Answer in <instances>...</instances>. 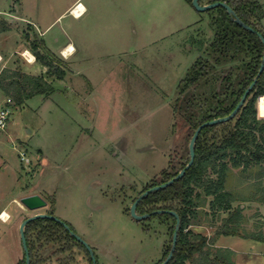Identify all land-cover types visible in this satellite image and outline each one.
<instances>
[{"label":"rangeland","instance_id":"obj_1","mask_svg":"<svg viewBox=\"0 0 264 264\" xmlns=\"http://www.w3.org/2000/svg\"><path fill=\"white\" fill-rule=\"evenodd\" d=\"M78 1L87 13L76 17ZM258 1L264 9V0ZM210 11L198 12L186 0H0V23L7 28L0 32V71H47L40 61L28 66L19 54L30 45L29 36L44 45L41 53L56 57L54 67L65 66L62 79L45 73L48 93L10 104L15 107L0 130V143L12 155L8 165L16 171L12 177L5 169L9 192L3 195L9 199L16 184L32 181L50 204L36 210L10 204L11 218L3 217L4 227L0 221V264H18L22 258L18 227L23 218L49 211L88 242L96 264L159 263L172 220H136L129 208L169 161L177 169L189 159L191 130L174 108L180 82L197 59L208 55L214 37ZM68 41L75 46L69 57L62 47ZM236 62L215 64L216 74ZM209 78L189 85L185 94L195 93L198 103L211 97L217 83L215 74ZM263 96L256 108L264 107ZM21 150L27 160H20ZM241 168L230 167L227 176L226 189L235 196L231 208L214 211L209 196L205 204L198 202L189 229L208 240L215 236L211 251L229 256L233 264H264V242L244 241L250 238L245 232L264 235V201L256 192L260 179L258 171ZM253 193L256 197L244 200ZM238 205V235L216 237ZM63 234H53L58 239L41 247L36 241L39 263L90 264L86 252ZM250 246L253 253H244ZM199 257L195 253L194 261Z\"/></svg>","mask_w":264,"mask_h":264},{"label":"trees","instance_id":"obj_2","mask_svg":"<svg viewBox=\"0 0 264 264\" xmlns=\"http://www.w3.org/2000/svg\"><path fill=\"white\" fill-rule=\"evenodd\" d=\"M186 1L192 6L191 0ZM215 1H225L240 19L264 36L261 26L264 9L258 0H199V3L207 4ZM212 9L214 11H210ZM212 9L206 10L212 12L210 26L214 31L213 40L209 44V51H206L208 55L197 59L190 67L186 77L180 82L178 86L179 97L174 108L175 114L181 115L189 126L191 136L200 123L225 116L233 110L244 90L256 75L264 49L257 33L234 22L225 8L217 6ZM0 24H2L0 25V32L7 29L3 22ZM29 47L36 60L47 67L46 72L48 74L55 73L57 78H63L65 66H53L52 61H55L56 57L49 58L47 54L41 53L40 49H44V45L38 38L31 39ZM44 52L46 53L45 50ZM234 61H237L236 64L228 65L224 74L221 76L216 74L218 69L215 68V64H227ZM213 74H215L217 89L211 97H205L203 102L198 103L197 97L194 96L195 93L185 94L184 91L189 85L195 86L202 80L203 82L209 81V77ZM50 89V84L42 75H29L8 69L0 71V93L2 96L5 95L11 99V102L8 103L9 107L10 104L20 105L24 99L34 93H48L47 91ZM263 95L264 69L250 90L244 104L233 118L202 128L195 142L194 161L184 175L170 185L150 192L138 202L136 211L140 214L156 209H169L176 211L180 217L176 247L167 264H186L188 260L192 264H233L229 256L222 252L213 253L211 251L209 246L215 243V236L208 240L206 236L192 232L189 226L193 223V218L197 216L198 202L203 201L205 204L206 198L209 196L212 197L209 201L210 208L215 209L214 211L231 208L235 196L232 191L226 189L230 167L237 168L242 165L241 169L244 172L250 171L249 169L258 171V180L260 179L258 189L260 191L256 192H260L258 199L264 201V107L261 106L257 109L255 104L257 98ZM187 161L188 158L181 162L177 169L173 165V161H169V166L162 169L148 185L143 187L138 195L144 190L175 176ZM255 195L253 193L244 197V200L252 199L256 197ZM50 201L52 204L53 198ZM49 214L52 212L49 211ZM152 216L164 217L173 222L169 242L164 245L163 258L159 261L160 263L171 247L175 218L169 213H156ZM240 217V205H238L226 222L216 229V237L220 234L238 235V227L236 226ZM230 222L233 224L229 226ZM24 231L30 264H40L39 256L35 253V250L38 249L35 248L36 241L41 242L39 243L41 247L43 242L48 243L58 239L57 236L53 237V234H62V232L86 252L90 264H92L89 252L84 245L71 236L59 222L47 218L35 219L26 224ZM34 234L36 237L33 236ZM244 237L264 242V235L262 234L245 232ZM62 248L67 249V247ZM197 252L200 257L196 262L194 261V254ZM24 263L25 254L23 251V256L18 264Z\"/></svg>","mask_w":264,"mask_h":264},{"label":"water","instance_id":"obj_3","mask_svg":"<svg viewBox=\"0 0 264 264\" xmlns=\"http://www.w3.org/2000/svg\"><path fill=\"white\" fill-rule=\"evenodd\" d=\"M192 6L194 7L195 10L197 11H206L208 9H212L214 7L217 6H221L223 8L226 9L227 13L230 15V17L232 18V20L236 23H238L240 26L257 33V35L259 36L261 42L263 43V47H264V36L262 33L258 32L257 30H255L253 27H251L249 24H247L246 22H244L242 19H240L235 11L231 8L230 5H228L225 1H215V2H211V3H207V4H201L199 3V0H191ZM264 69V49H263V53H262V57H261V61L257 70L256 75L254 76L253 80L251 81V83L246 87V89L244 90L241 98L239 99L238 103L235 105V107L233 108V110L228 113L225 116H221V117H217V118H213L211 120H207L204 121L202 123H200L194 130L189 143H188V154H189V159L187 161V163L185 164V166L178 171V173L173 176L172 178H170L169 180L162 182L160 184L154 185L146 190H144L142 193H140L135 199L134 201L131 203V206L129 208V213L130 215L136 219H144L147 218L149 216H151L152 214H156V213H169L171 215L174 216L175 218V225H174V231L172 234V243H171V247L169 249L168 254L166 255V257L162 260V262H160L159 264H167L169 262V260L172 258L175 247H176V243H177V233L180 227V217L178 215V213L174 210H169V209H156L153 210L152 212H146V213H138L136 211L137 208V204L138 202L147 194H149L150 192L154 191V190H158L161 189L163 187H166L168 185H170L171 183H173L174 181L178 180L179 178H181L184 173L186 172L187 169H189V167L192 165L194 158H195V142L196 139L200 133V131L202 130V128L208 126V125H214L217 123H221V122H225L230 120L231 118H233L235 116V114L239 111V109L242 107V105L244 104L250 90L253 88V86L255 85L257 79L259 78V76L261 75L262 71ZM20 204L22 206H24L26 209L28 210H36L39 208H43L47 205V201L39 194L37 193H33V194H28L25 196H22L20 199ZM39 218H47V219H52L56 222H59L63 225V227L69 232V234L71 236H73L79 243L83 244L84 247L87 249V251L89 252V255L91 257L92 260V264H96V258L94 256V252L92 247L88 244V242H86L81 236L77 235L76 233H74L71 228L68 226L67 223L63 222L62 220L58 219L56 216L46 213V212H41V213H35L33 215L27 216L26 218H24L18 228L19 231V236H20V241L22 244V248L25 254V263L24 264H30V255H29V250H28V246H27V242H26V237H25V231L24 228L26 226V224L32 220L35 219H39Z\"/></svg>","mask_w":264,"mask_h":264},{"label":"crops","instance_id":"obj_4","mask_svg":"<svg viewBox=\"0 0 264 264\" xmlns=\"http://www.w3.org/2000/svg\"><path fill=\"white\" fill-rule=\"evenodd\" d=\"M77 3H79V4H81L82 5V10L80 11V15H85L86 13H87V10L86 11H84L85 10V5L82 3V2H80V1H78ZM75 5V4H74ZM72 6H73V4H71V5H69V7H68V9L70 10L71 8H72ZM197 11V10H196ZM198 12H200V11H198ZM79 15V16H80ZM79 16H76V17H79ZM31 22H29L28 24H30ZM30 25H33L32 23L30 24ZM36 25V24H35ZM49 26H50V24L49 25H47L46 27H45V29L44 30H46V29H48L49 28ZM262 28H263V30H264V20L262 19ZM27 36H29V35H27ZM26 36V37H27ZM28 38H30V39H33V38H31V36H29ZM72 46L74 49L73 50H75V46L71 43V41H68V42H66L64 45H62V47H65L66 49L68 48V46ZM61 47V48H62ZM25 49H23L19 54H23L25 51H30L32 54H33V52L31 51V49H30V47L28 46L27 47V45L24 47ZM65 49V50H66ZM63 51V53L66 55V56H70V55H72V54H70V53H72L73 51H69V53L68 54H66L67 53V51ZM1 54V57H2V61H3V54L2 53H0ZM33 56H34V58H35V55L33 54ZM65 56V57H66ZM1 61V62H2ZM1 62H0V64H1ZM36 62H38V60H36V58L34 59V61L33 62H26L27 64H28V66H31L32 64H34V63H36ZM26 73V72H25ZM46 68H43V70L41 71V73H38V74H33L32 72H27L26 74H29V75H35V76H39V75H42V76H44V77H46ZM59 79V78H58ZM52 81V80H51ZM49 82H50V80H49ZM4 97H5V95H4ZM3 98V96H2V94H0V99H2ZM263 98H264V96H263ZM15 106H10V110H12L13 108H14ZM258 109V108H257ZM263 111H264V108H263ZM261 117V116H260ZM264 117V116H263ZM3 130H5V129H3ZM2 141V140H1ZM14 148H15V146H14ZM21 151H23L25 154H26V152L24 151V150H21ZM10 157H12V155L10 154V152L8 151V149H6V148H4L3 147V145L0 143V215H2V213L4 212L5 214H7L8 215V217L7 218H11V214H10V204H12V203H17L18 205H21L20 203H19V199L22 197V196H25V195H28V194H33V193H37V191L35 190L36 189V187H37V185L36 184H34V183H32V181H31V183L30 184H25V183H21V185H17L16 184V187H14V192L15 193H12V194H15V195H12V197L11 198H9L8 199V197H6L5 195H7V193L9 192L8 190L6 191V181L5 180H3V177H4V175H5V169H7V170H9L10 169V171H11V173H10V176H15V167H14V165H12L11 167H10V165H8L9 164V161L8 160H10ZM21 160V159H20ZM23 160H27V158H26V156H25V158L23 159ZM22 161V160H21ZM9 176V175H8ZM16 182L18 181L17 179L15 180ZM16 188V189H15ZM18 190H19V192H18ZM5 191H6V194L5 195H3V193H5ZM38 194V193H37ZM5 196V197H4ZM47 205H50L48 202H47ZM3 213V214H4ZM3 216V215H2ZM7 218H6V220L4 219H2V218H0V221H1V223H2V227H4V226H6V224H7ZM1 227V228H2ZM19 228V227H18ZM2 231L0 230V233H1ZM0 240H3V239H1L0 238ZM245 240H250V238H244V241ZM253 240V239H252ZM254 249L255 248H252L251 246L247 249V248H244V253H249V252H252L253 253V251H254ZM76 257H77V254H76ZM79 258V257H78ZM78 258L76 259V260H78ZM57 262V261H56ZM72 264V263H71Z\"/></svg>","mask_w":264,"mask_h":264},{"label":"built area","instance_id":"obj_5","mask_svg":"<svg viewBox=\"0 0 264 264\" xmlns=\"http://www.w3.org/2000/svg\"><path fill=\"white\" fill-rule=\"evenodd\" d=\"M65 49H63L64 51ZM22 57L28 62L29 59L25 57L24 53L22 54ZM2 61V57L0 58V62ZM11 102V99L9 97H4L3 99H0V130H3L6 128L9 117H10V107L8 106V103ZM21 160L25 158V153L23 151L19 152ZM1 217V215H0ZM3 219V218H2Z\"/></svg>","mask_w":264,"mask_h":264},{"label":"bare ground","instance_id":"obj_6","mask_svg":"<svg viewBox=\"0 0 264 264\" xmlns=\"http://www.w3.org/2000/svg\"><path fill=\"white\" fill-rule=\"evenodd\" d=\"M74 7H75V8H73V12L75 13L76 16H79V15H80V11L82 10V5L78 3V4H76V6L74 5ZM73 49H74V48H73L72 46L69 45L68 48L65 50V51H67L66 54H68L69 51H70V52L73 51ZM24 55H25L26 58L29 59L30 62H33L34 59H35L34 56H33V54H32L30 51H28V50L24 52ZM29 61H28V62H29ZM3 213H4V212H3ZM3 213H2L3 216L1 215L0 218H3V217H5V216L7 215V214H5V213L3 214Z\"/></svg>","mask_w":264,"mask_h":264},{"label":"clouds","instance_id":"obj_7","mask_svg":"<svg viewBox=\"0 0 264 264\" xmlns=\"http://www.w3.org/2000/svg\"><path fill=\"white\" fill-rule=\"evenodd\" d=\"M64 49H66V48H64Z\"/></svg>","mask_w":264,"mask_h":264}]
</instances>
